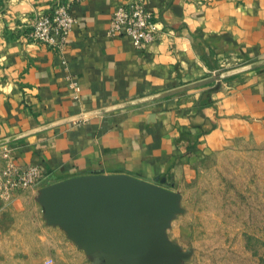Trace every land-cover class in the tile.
<instances>
[{"label":"crops","instance_id":"crops-1","mask_svg":"<svg viewBox=\"0 0 264 264\" xmlns=\"http://www.w3.org/2000/svg\"><path fill=\"white\" fill-rule=\"evenodd\" d=\"M56 1L0 8V141L22 136L10 144L13 162L46 176L0 199V215L42 206L89 264H171L144 245V192L127 180L153 185L205 142L264 134V66L124 105L263 62L264 0H141L161 31L143 51L107 36L115 9L132 0H64L74 25L54 53L23 35ZM63 183L62 194L50 192Z\"/></svg>","mask_w":264,"mask_h":264},{"label":"rangeland","instance_id":"rangeland-1","mask_svg":"<svg viewBox=\"0 0 264 264\" xmlns=\"http://www.w3.org/2000/svg\"><path fill=\"white\" fill-rule=\"evenodd\" d=\"M205 143L153 184L170 192L152 214L157 247L171 264H264V134ZM41 207L0 215V264H89Z\"/></svg>","mask_w":264,"mask_h":264},{"label":"built area","instance_id":"built-area-1","mask_svg":"<svg viewBox=\"0 0 264 264\" xmlns=\"http://www.w3.org/2000/svg\"><path fill=\"white\" fill-rule=\"evenodd\" d=\"M70 7L67 1L57 0L48 12L27 23L24 39L54 53L63 52L74 25ZM107 36L127 37L136 50L143 51L147 45L159 41L161 31L153 15L144 9L142 1L132 0L115 9ZM71 88L75 93L78 92L75 83L71 84ZM10 155L11 150L0 149V199L5 200L36 187L45 178V174L37 166L15 164Z\"/></svg>","mask_w":264,"mask_h":264},{"label":"water","instance_id":"water-1","mask_svg":"<svg viewBox=\"0 0 264 264\" xmlns=\"http://www.w3.org/2000/svg\"><path fill=\"white\" fill-rule=\"evenodd\" d=\"M264 66V61L263 62H259V63H255V64H251L249 66H246L245 68H241L238 70H235L231 73H225V74H220L211 78H207L205 80L193 83V84H189L186 86H183L181 88L178 89H174L171 90L169 92L160 94L158 96H154V97H149V98H144L141 100H137L135 102L129 103L124 105V107H128V106H134V105H139V104H143L149 101H153L156 99H161V98H165V97H170L173 95H176L178 93L181 92H185L194 88H198L216 81H219L221 79H225L228 78L230 76L245 72V71H249L252 69H256L258 67H262ZM105 111H109V110H104L102 113H104ZM83 117H78L73 119V121L81 119ZM22 138V136H17V137H13V138H9V139H5V140H1L0 141V147L13 143L15 141H17L18 139ZM127 183L130 185H133L137 188H139L141 191H143V195L141 196V211H140V215H139V224H140V232H141V236H142V240L144 241V245H146V247H157L158 245H155V238H153V235L157 233L156 229L153 228V226H155V220H153L152 218V214L153 211L156 209L158 211H162L163 209H166L167 207H169V197H170V192L167 190H164L160 187H156L153 185H147L144 183H141L139 181H133V180H127ZM160 184H164V180L161 181ZM70 186L69 183H63V184H59V185H55L52 186L50 188V192L54 195H60L62 194V192L68 188ZM48 218V216H47ZM49 220V219H48ZM50 221V220H49ZM157 249H159L157 247Z\"/></svg>","mask_w":264,"mask_h":264}]
</instances>
